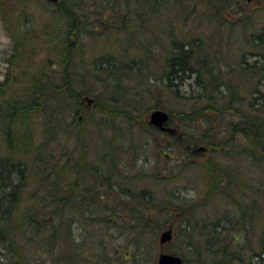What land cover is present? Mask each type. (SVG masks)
I'll return each instance as SVG.
<instances>
[{
  "label": "trees",
  "instance_id": "1",
  "mask_svg": "<svg viewBox=\"0 0 264 264\" xmlns=\"http://www.w3.org/2000/svg\"><path fill=\"white\" fill-rule=\"evenodd\" d=\"M43 2L38 23L0 12V264H142L165 225L185 264H264V21L230 0ZM201 146L209 199L159 190L146 163L185 177Z\"/></svg>",
  "mask_w": 264,
  "mask_h": 264
},
{
  "label": "rangeland",
  "instance_id": "2",
  "mask_svg": "<svg viewBox=\"0 0 264 264\" xmlns=\"http://www.w3.org/2000/svg\"><path fill=\"white\" fill-rule=\"evenodd\" d=\"M0 0V12L3 13L6 11V9H10V7H13V12L10 15V13H7V18L12 17V21L18 22L19 20L23 21L26 19L25 15L27 16L28 12H33V15L35 16V21L37 22V19L42 15H44L45 12V5L43 4V0ZM232 2H241L244 5V9L247 12L254 13V15L259 19L260 22L264 21V0H230ZM0 13V83L4 80L5 78V73L7 71V65H8V57L12 53V46H13V40L11 36L9 35L4 19L2 17V14ZM226 16L230 17L231 19H235V16H232V14H227ZM38 23V22H37ZM212 23V22H211ZM39 27V24H37ZM203 28L212 29V26H210V23H203L201 25ZM191 80V79H189ZM189 83V81H188ZM188 83L186 84L188 86ZM188 88V87H187ZM193 99V98H192ZM180 102V101H179ZM173 105L177 109H181L182 107H186L183 103H176L175 101L173 102ZM155 108V107H154ZM163 108V107H162ZM153 109V108H152ZM147 113L146 117L149 118L150 111ZM178 116V114L176 113ZM172 125H176L175 122L173 121L171 123ZM169 151H173L172 148ZM150 152V151H149ZM195 153H198L199 155L194 158L193 160L197 161L196 165L198 164L199 166L197 169L189 171L187 174H185V177L183 176L184 174L181 173V164L180 161H177V159H173L172 161H177V162H166L162 159L159 161V166L155 164L156 162L152 160L151 163H146V165L152 164L151 168L154 169L156 165V169H159V173L162 176L161 182H158L161 184V187H159V190L167 189V188H174L179 191V194L184 197H188L192 200H195L194 202H197V204L202 202H206L209 198H204V194L206 189L208 188V182L207 180L204 179V174H205V168L204 164L206 163L208 154L210 152V148H203L198 147L194 149ZM151 153V152H150ZM194 162V161H192ZM208 165V164H207ZM159 167V168H158ZM150 168V169H151ZM203 197V198H201ZM222 202V201H221ZM217 205H219V208L221 207L220 201H217ZM211 204H209L207 207H210ZM217 207V206H216ZM211 209V211H213ZM210 212L208 209L205 212V215ZM167 226H162L159 229V232L157 233L156 238H151L149 239L148 237V243L149 245V253L150 256H148V259H142L139 260L138 262L142 264H158V259L159 255L161 252H167V253H172L176 255H181L178 251V248L180 249V246L182 245V239L184 238L181 233L180 236L178 234L174 237L172 240L161 243L160 241V236L161 232L166 229ZM124 237H120L117 239V242H121V246L125 248L126 245V240L123 239ZM185 262V261H184ZM139 264V263H138ZM185 264V263H184ZM187 264H201L197 263L194 261V259L190 256L187 257Z\"/></svg>",
  "mask_w": 264,
  "mask_h": 264
},
{
  "label": "water",
  "instance_id": "3",
  "mask_svg": "<svg viewBox=\"0 0 264 264\" xmlns=\"http://www.w3.org/2000/svg\"><path fill=\"white\" fill-rule=\"evenodd\" d=\"M93 101L94 98H88L89 105ZM169 117L170 114L165 109L155 108L150 113V123L161 128L162 130H166L171 133H174L176 131V128L168 125ZM172 236H173L172 227L164 230L160 236L161 243L171 240ZM158 264H183V260L182 257L179 255L162 252L159 256Z\"/></svg>",
  "mask_w": 264,
  "mask_h": 264
}]
</instances>
